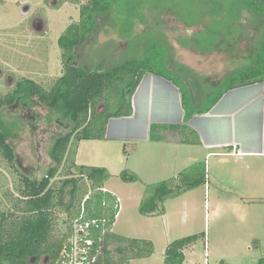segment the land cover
Segmentation results:
<instances>
[{
	"label": "rangeland",
	"instance_id": "374dc122",
	"mask_svg": "<svg viewBox=\"0 0 264 264\" xmlns=\"http://www.w3.org/2000/svg\"><path fill=\"white\" fill-rule=\"evenodd\" d=\"M88 2L0 0V96L24 78L51 88L64 72L58 39L70 24L80 22L81 9ZM243 8L239 0H117L109 17H100L95 32L75 48L74 60L84 67H110L141 56L145 46L157 43L168 51L172 70L182 66L192 71L194 78L188 80L195 92L200 93L202 86L213 91L229 71L253 62V36L257 44L263 29L257 32L255 25L250 29L247 16L233 21L235 15L249 14ZM241 26L250 32L241 36ZM219 30L227 37L225 44L222 40L215 44ZM0 116L16 152L14 164L0 152V209L12 212L17 199H22L23 177L41 179L54 165L50 150L71 123L37 98L5 105ZM167 125H159L147 140H82L75 151L77 164L110 172L105 185L120 202L113 230L154 243L151 256L132 259L130 264H164L171 242L195 234L202 237L185 249V264H221L222 260L258 264L264 256V161L222 156L217 149L207 150L195 142L174 143L177 136L194 141L197 136L190 130L180 134ZM71 157L72 151L52 179L56 189L64 179L80 177L72 166L71 175L65 174ZM195 167L198 172L206 168V183L168 198L161 213L141 212V202L156 186L162 182L175 186L186 173L190 180ZM68 189L63 204L55 209L52 240L67 230ZM111 249L115 254L116 245Z\"/></svg>",
	"mask_w": 264,
	"mask_h": 264
},
{
	"label": "trees",
	"instance_id": "16d2710c",
	"mask_svg": "<svg viewBox=\"0 0 264 264\" xmlns=\"http://www.w3.org/2000/svg\"><path fill=\"white\" fill-rule=\"evenodd\" d=\"M239 1H242L245 11L264 20V0ZM116 2L117 0H89L81 9L80 22L70 24L59 37L64 72L50 89H46L33 79L24 78L17 81L12 91L0 96V108L23 98H37L52 110L60 111L71 123L69 130L55 139L50 150V158L54 165L48 167L41 179L23 177V186L20 188L22 199H17L19 202L14 204L17 209L12 212L0 209V264H48L55 260L70 234V223L78 214L80 205L87 195L86 208L89 215L107 218L111 227V231L105 237L102 252L94 264H130L132 259L151 256L154 253L152 241L122 236L112 230L120 202L115 194L103 190L110 172L105 167L77 164L75 151L79 143L82 140L104 139L110 118L132 115V96L146 72L166 77L178 86L185 110V123L195 114L208 112L229 89L264 81V22L261 37L254 49L253 62L229 71L213 91H204L203 86H200V93L195 92L193 84L188 80L194 78L192 71H185L182 66L172 70L169 66L168 51L157 43L145 46L141 56L134 55L110 67L102 65L84 67L76 63L75 48L82 46L95 32L100 17L105 19L109 17ZM221 32L223 30L217 33L215 44L224 38ZM202 100H205V104L199 105V101ZM158 126L151 125V138ZM167 128L180 134L190 130L196 134V140L181 138L182 141L201 143L199 135L187 124H168ZM9 137L8 126L0 116V152L14 164L16 152L9 142ZM70 151L71 165L65 174L71 175L72 166L76 168L80 177H68L64 179L62 186L56 189L52 179L59 173ZM197 167L194 168V173H191L190 180L186 173L185 179L175 186L168 182L156 186L141 202V212L145 215L161 213L168 198L206 183V168L205 172L198 168V172ZM124 178L133 180L135 177L125 175ZM68 187L70 199L66 207L70 212V220L67 223V230L52 240L55 209L59 204H63L65 189ZM201 237V234H195L171 242L166 249L164 264H185V249ZM113 245H116L115 254L111 249ZM221 264L226 262L222 260ZM258 264H264V256L258 260Z\"/></svg>",
	"mask_w": 264,
	"mask_h": 264
},
{
	"label": "crops",
	"instance_id": "0c3cea01",
	"mask_svg": "<svg viewBox=\"0 0 264 264\" xmlns=\"http://www.w3.org/2000/svg\"><path fill=\"white\" fill-rule=\"evenodd\" d=\"M244 16L250 17V26L253 25L250 29L256 26L257 32L262 30L264 20L250 13L235 15L233 21ZM242 28L239 30L241 36L250 32ZM222 41L223 44L228 42L227 37ZM255 46L253 36L251 55L254 54ZM132 105V115L109 119L105 139L117 137L147 140L151 137L153 124H187L199 135V145L207 150L217 149L222 156L264 161V81L229 89L208 112L195 114L185 123V110L178 86L166 77L146 72L133 93ZM173 141L184 143L179 136ZM255 166L252 163L251 168ZM105 188L118 197L114 190L106 185Z\"/></svg>",
	"mask_w": 264,
	"mask_h": 264
},
{
	"label": "built area",
	"instance_id": "2783aa9c",
	"mask_svg": "<svg viewBox=\"0 0 264 264\" xmlns=\"http://www.w3.org/2000/svg\"><path fill=\"white\" fill-rule=\"evenodd\" d=\"M103 190L108 191L105 187ZM87 199L88 195L83 199L78 214L72 219L70 234L58 257L48 264H94L97 261L111 227L107 218L89 215Z\"/></svg>",
	"mask_w": 264,
	"mask_h": 264
},
{
	"label": "water",
	"instance_id": "95a60500",
	"mask_svg": "<svg viewBox=\"0 0 264 264\" xmlns=\"http://www.w3.org/2000/svg\"><path fill=\"white\" fill-rule=\"evenodd\" d=\"M26 10V9H25Z\"/></svg>",
	"mask_w": 264,
	"mask_h": 264
}]
</instances>
